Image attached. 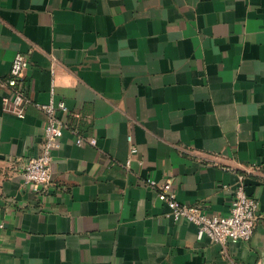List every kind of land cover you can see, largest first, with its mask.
Segmentation results:
<instances>
[{
    "label": "crops",
    "instance_id": "0c3cea01",
    "mask_svg": "<svg viewBox=\"0 0 264 264\" xmlns=\"http://www.w3.org/2000/svg\"><path fill=\"white\" fill-rule=\"evenodd\" d=\"M17 52L24 117L2 84ZM52 81L69 111L35 190ZM250 167L248 240L198 237L157 197L227 214ZM0 264H264V0H0Z\"/></svg>",
    "mask_w": 264,
    "mask_h": 264
},
{
    "label": "built area",
    "instance_id": "2783aa9c",
    "mask_svg": "<svg viewBox=\"0 0 264 264\" xmlns=\"http://www.w3.org/2000/svg\"><path fill=\"white\" fill-rule=\"evenodd\" d=\"M27 67L28 59L21 52H17L11 61L8 76L5 82H2L3 85L7 84L12 87L15 104L9 110L19 117H24L25 107L31 103L30 98L24 92L22 82ZM49 93L47 102L33 103L44 113L46 121L43 127L40 151L36 155L26 158L21 170L23 183L35 190L50 182L52 152L60 146L66 126L63 114L69 111L64 100L55 98L53 81ZM75 142L80 145H94L96 138L77 134ZM135 151L136 147L131 145V152ZM251 170L250 167L245 172L238 174L227 214L209 213L199 205L180 202L170 182H164L158 187L157 197L167 205L166 216L168 218L174 221L186 220L193 223L197 228L198 237L207 236L223 246L248 240L254 232L258 208L257 200L247 193L245 187V173ZM147 184L151 187L157 185L156 181L150 178L147 179Z\"/></svg>",
    "mask_w": 264,
    "mask_h": 264
}]
</instances>
